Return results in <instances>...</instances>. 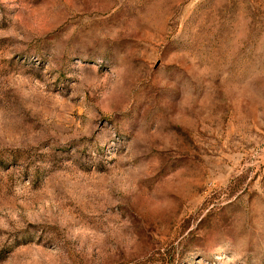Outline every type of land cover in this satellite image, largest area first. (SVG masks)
<instances>
[{
    "label": "rangeland",
    "instance_id": "obj_1",
    "mask_svg": "<svg viewBox=\"0 0 264 264\" xmlns=\"http://www.w3.org/2000/svg\"><path fill=\"white\" fill-rule=\"evenodd\" d=\"M0 264H264V0H0Z\"/></svg>",
    "mask_w": 264,
    "mask_h": 264
}]
</instances>
